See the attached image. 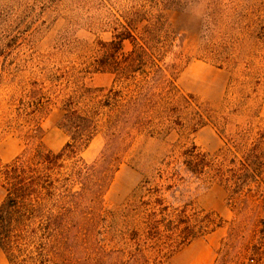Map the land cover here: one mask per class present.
<instances>
[{"label":"trees","instance_id":"1","mask_svg":"<svg viewBox=\"0 0 264 264\" xmlns=\"http://www.w3.org/2000/svg\"><path fill=\"white\" fill-rule=\"evenodd\" d=\"M158 2L171 6L184 1ZM174 40L159 14L117 7L112 39L99 41L90 63L95 71L112 72L110 87H92L73 68L58 69L39 71L15 84L18 95L9 89L0 97V116L20 130L25 143L11 160H0V250L8 264H159L174 233L181 245L219 226L211 213H195L191 220L184 206L170 211L155 198L151 209L112 213V235H106L112 247L99 237L103 196L135 134L162 130L166 122L180 124L173 119L179 101L190 104L184 95L176 97L179 54ZM2 76L15 78L0 71ZM51 105L62 110L59 126L67 135L58 151L42 143L40 117ZM197 122H203L201 116ZM99 131L102 149L88 162L80 154ZM244 135L228 137L213 156L194 143L171 151L157 174L174 180L181 178L182 167L196 176L211 174L230 187L234 218L212 264H243L252 238L264 234V156L255 153L254 144L247 147L241 141Z\"/></svg>","mask_w":264,"mask_h":264},{"label":"rangeland","instance_id":"2","mask_svg":"<svg viewBox=\"0 0 264 264\" xmlns=\"http://www.w3.org/2000/svg\"><path fill=\"white\" fill-rule=\"evenodd\" d=\"M158 1L0 0V71L15 75L12 81L0 78V97L9 89L18 95L15 84L39 71L58 69L73 68L92 87H110L112 72L95 71L90 63L97 56L99 41L112 39L115 9L131 5L147 15L159 14L179 54L176 97L184 95L190 104L179 101L173 119L180 124L166 122L162 130L135 134L103 196L105 221L99 237L112 247L106 237L112 235V213L132 215L155 207L154 199L161 198L170 211L184 206L191 220L195 213L198 217L211 213L220 224L181 245L174 233L159 264H212L234 218L230 187L211 174L196 176L182 167L181 178L174 180L159 179L157 174L171 151L194 143L202 153L213 156L224 149L228 137L237 140L241 132H245L241 141L247 147L254 144L255 153L264 156V0H183L171 6ZM142 22H136L138 28ZM61 117L57 105L40 117L42 143L53 151L67 140L59 126ZM5 119L0 116L3 163L25 147L20 130L9 127ZM103 143L99 131L80 156L92 161ZM260 174L264 178V166ZM2 196L0 187V201ZM247 257L243 264H264L262 232L252 238ZM0 264H8L1 250Z\"/></svg>","mask_w":264,"mask_h":264}]
</instances>
